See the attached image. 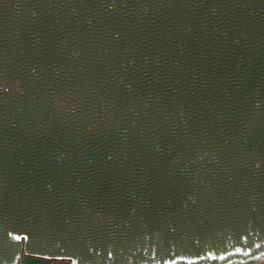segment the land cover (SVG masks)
Returning a JSON list of instances; mask_svg holds the SVG:
<instances>
[{
	"label": "water",
	"instance_id": "1",
	"mask_svg": "<svg viewBox=\"0 0 264 264\" xmlns=\"http://www.w3.org/2000/svg\"><path fill=\"white\" fill-rule=\"evenodd\" d=\"M0 264H264V0H0Z\"/></svg>",
	"mask_w": 264,
	"mask_h": 264
}]
</instances>
